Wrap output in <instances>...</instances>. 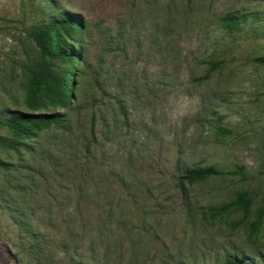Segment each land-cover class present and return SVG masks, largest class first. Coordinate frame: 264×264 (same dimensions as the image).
<instances>
[{"label": "rangeland", "instance_id": "1", "mask_svg": "<svg viewBox=\"0 0 264 264\" xmlns=\"http://www.w3.org/2000/svg\"><path fill=\"white\" fill-rule=\"evenodd\" d=\"M65 13L79 55L50 64L71 98L34 110L28 68L48 59L26 31ZM260 58L264 0H0V121L56 116L31 139L0 125L23 144L0 143V264H264ZM209 165L224 175L180 184Z\"/></svg>", "mask_w": 264, "mask_h": 264}, {"label": "trees", "instance_id": "2", "mask_svg": "<svg viewBox=\"0 0 264 264\" xmlns=\"http://www.w3.org/2000/svg\"><path fill=\"white\" fill-rule=\"evenodd\" d=\"M245 16L229 14L225 19V26L228 29H237L244 21ZM82 26L80 16L77 14L65 13L59 18L53 19L44 26H34L29 28L27 37L34 42L41 53V56L48 61L39 63L37 67H29L30 88L26 98L28 106L34 110L44 107L48 102L65 105L71 98L70 79L71 72H59L50 63L56 61L77 60L78 49L66 38L67 31H75ZM264 63V58L258 59ZM216 68V62H210ZM56 122V116L50 113H28L22 111H9L7 118L0 121V125L7 127L17 138L31 139L35 137V129L42 126H49ZM224 131L223 128H219ZM0 143L9 149L19 151L23 144L17 140L1 138ZM0 166H6L0 162ZM224 175V172L216 166H196L186 171L181 177L180 184L184 181L191 183L203 181L213 177ZM233 205H226L224 209H229ZM238 207L248 212L251 207V198L248 192L238 194ZM262 215L256 222L248 226L250 234L257 233L262 227ZM228 264H248L244 260L233 259Z\"/></svg>", "mask_w": 264, "mask_h": 264}]
</instances>
